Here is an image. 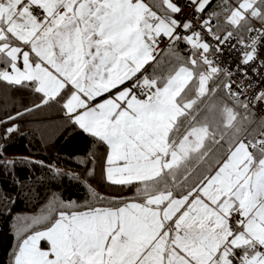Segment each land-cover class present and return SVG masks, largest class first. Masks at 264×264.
Listing matches in <instances>:
<instances>
[{
    "label": "snow or ice",
    "instance_id": "1",
    "mask_svg": "<svg viewBox=\"0 0 264 264\" xmlns=\"http://www.w3.org/2000/svg\"><path fill=\"white\" fill-rule=\"evenodd\" d=\"M215 3L0 0V87L12 93V109H0V183L6 177L14 188L23 187L17 173L29 166L53 170L30 154L10 152V141L28 135L21 123L26 116L56 104L66 128L102 152L98 157L90 150L79 161L87 175L100 158L103 181L120 190L106 197L89 186L93 203L83 206L54 196L32 216L14 215L3 205L0 215L7 214L14 241L7 264H264V173L252 179L245 174L247 183L228 186L230 192L219 198L202 195L203 185L183 203L170 198L157 204L147 188L139 192L153 179L144 173L156 163L144 152L148 138L140 122L161 110V99L146 93L151 85L132 65L145 56L155 63L181 42L191 53L189 41L199 38L205 45L216 41V49H200L206 54L220 55L226 44L239 48L242 78L264 76V44L257 43L264 42V27L248 30V36H216L217 20L209 14ZM251 11L253 18L264 15V0H256ZM164 25L170 35L160 31ZM162 41L165 49L157 52ZM121 69L126 75L114 83ZM253 99L264 105L259 85ZM254 146L264 149V136ZM0 201L15 203L6 195Z\"/></svg>",
    "mask_w": 264,
    "mask_h": 264
},
{
    "label": "trees",
    "instance_id": "2",
    "mask_svg": "<svg viewBox=\"0 0 264 264\" xmlns=\"http://www.w3.org/2000/svg\"><path fill=\"white\" fill-rule=\"evenodd\" d=\"M224 3V0H216L213 8L209 10V14L217 20L218 31H229L239 35V33L248 30L246 28L253 26L254 21L249 16L245 17V21L239 25L235 27L228 26L227 28L226 17L231 13L233 5ZM218 8H225L222 12L227 14L225 18L219 14ZM259 21L263 22L261 17ZM189 45L191 46L190 43ZM191 48L190 53L183 42L176 44L167 51L168 53H164L157 62L147 63L139 74L165 76L172 69L189 62L190 56L194 53L192 46ZM172 51H176L174 55H179H169ZM210 65L206 66L210 71H213L215 67ZM196 73H199L198 68H196ZM225 88V76L216 73L212 81L209 82L208 92L203 97V101L191 109L185 107V100L191 93L186 89L184 90L179 98L184 112L180 114L171 129L169 136L171 146L176 147L179 145L193 127L202 123L212 111L217 112L218 108L224 105L223 103L226 102L225 96L228 95H226ZM11 94L10 89L0 87V109L9 111L12 109L11 103L8 102ZM16 95L30 99L26 93H16ZM227 97L231 99L229 96ZM62 115L59 106L52 104L26 116L21 121L24 125L23 132L28 133V135L26 137H13L10 141L12 144L10 152L30 154L34 159L43 160L46 164L51 165L53 170L49 171L48 168L40 167L33 169L29 166V169L18 172L17 175L23 182V187L17 185L14 188L11 180L5 177L3 182L0 183V195L10 196L15 203L0 201V213L4 212L3 205L6 204L14 215L32 216L38 214L54 196L62 198L65 202L71 199L81 206L93 203L91 194L88 191L89 186L106 197L119 194L120 190L118 188L109 186L102 179V159L98 158L94 164L89 165V168H94L95 172L92 176L87 175L84 165L80 164L79 161L84 158L85 153L90 150L97 151V149L91 144L90 138L77 135L67 129ZM245 121H249V124H246ZM263 123V120L258 118L255 113L254 119L244 117L240 125L238 123L233 125L224 124L225 127L214 125L216 128H210L211 137L208 141L212 145L208 150H205L206 152L200 150L185 157L176 166L163 170L157 177L151 179L147 185H141L139 192L144 194L145 188H147V191L152 195L167 190L174 196H180L194 190L221 166L230 149L239 140H246L252 153L256 156L258 149L253 143L257 140ZM213 132L215 133L214 136L212 135ZM97 156L101 157L102 152L97 151ZM56 170H59V175L56 174ZM73 174L79 175L80 180L71 179ZM173 176L178 178V182H173ZM124 191L126 192L127 189ZM8 225L7 214L0 215V264H7L11 245L14 243L9 239Z\"/></svg>",
    "mask_w": 264,
    "mask_h": 264
},
{
    "label": "rangeland",
    "instance_id": "3",
    "mask_svg": "<svg viewBox=\"0 0 264 264\" xmlns=\"http://www.w3.org/2000/svg\"><path fill=\"white\" fill-rule=\"evenodd\" d=\"M233 1L224 0L225 3H231L233 5V9L228 16L227 14L222 13L225 8L217 9L223 18L227 16V28L228 26L235 27L244 22L246 19L245 17H249L253 4L256 3V0ZM138 13L142 14V12ZM261 19L264 22V15L261 16ZM249 28L246 29L249 30ZM166 29L167 34L170 35L171 29H169L167 25L162 26L160 31H165ZM248 30L239 33V36H245L248 33ZM191 46L194 49V53L190 56L188 63L172 69L165 76H142V79L146 77L147 82L150 85H153L157 90L152 97L159 95L161 99V110L150 113L147 120L140 122L142 134L148 138L146 141H142L144 152L156 162L144 173V175H151L153 178L157 177L163 170L176 166L177 163L183 159L184 155L185 157H188L200 150L203 152L208 150L212 145L211 143H208L209 137H211L210 128H216L214 125L223 127H225L224 124L233 125L238 123V125H240L244 120V117L254 119L255 113L249 105L244 102H233L227 97L228 95L225 88L227 96H225L226 102L223 103L224 105H221L217 112L212 111L202 123L193 127L176 148H173V146L170 145L169 136L171 129L178 120L180 114L184 112L179 100L184 90L186 89L191 93L185 100V107L191 109L196 106V104L203 101V97L207 95L208 92L209 82L212 81L216 73L224 75L227 81L225 73L220 69L216 72L208 69L206 65L211 64V60L209 59V56H202V52L199 50L198 45H194L193 42ZM167 51L164 53H168ZM172 52L169 55H179H174L176 51ZM150 60L151 58L149 56H145L136 64L132 65V68L138 73L147 63H149ZM210 66H212V64ZM196 68L199 70L198 74L196 73ZM121 72H124L126 75L127 70L121 69V71L114 77V83H119L121 80L118 76ZM141 102L148 103L147 100ZM245 122L246 124H249V121ZM212 135L214 136L215 133L213 132ZM255 147L257 148V146ZM257 154L258 157H256V162L254 164L252 163L253 158H251L252 153L249 143L246 140H239L231 148L230 155L226 162L223 163L222 167L209 176L205 181L201 182L200 185L190 191L189 194L186 193L176 198H179L180 203H183L185 197L195 193L197 189H201V186L205 184L206 181L207 185L202 188V195H204L205 192H209L210 197L215 198H219L216 194L217 192H219L220 195H227L230 192L231 187H235L236 183L240 180L247 183L248 179H252L257 175L264 173V152L261 153L258 149ZM249 169H251V171H249ZM245 174L248 179H245ZM166 195L165 192H158L151 195L150 198L153 202L162 204L168 200ZM173 202H175V199H173Z\"/></svg>",
    "mask_w": 264,
    "mask_h": 264
},
{
    "label": "built area",
    "instance_id": "4",
    "mask_svg": "<svg viewBox=\"0 0 264 264\" xmlns=\"http://www.w3.org/2000/svg\"><path fill=\"white\" fill-rule=\"evenodd\" d=\"M186 11L189 14H191V9H188ZM249 16L254 21V24L250 29L264 27V22L259 21L261 15L258 18H253V12L250 11ZM198 23H199L198 20L194 21V26ZM214 27H215L214 35L216 36L223 37L227 33H230L229 31H218L217 24ZM235 36H239V35L235 33ZM246 36H248V33ZM193 42L194 45L196 44L199 46V50L205 47H209L211 49L217 48V44L215 40H212L209 45H205L203 43V40L199 38L189 41L190 44H193ZM236 43H239V41H237ZM257 43L264 44V42H260V41H257ZM172 47L173 46H169L165 49V42L162 41L160 45L156 48V51L159 52L161 49H165V51H167ZM239 51H240L239 48H236V50L233 51L232 48H230L226 44L224 52L221 53L220 55H217L216 51H209L207 52V54L203 51L201 52L203 57L209 56V59L211 60L210 62L214 67H217L218 69H220L225 73L227 77L226 91L228 96L234 101H241L247 103L249 107L257 114L258 118L262 119L264 122V105L256 104L255 100L253 99L257 91V85H259L262 89H264V76H261L259 80H251L248 77L242 78V76L239 73H242L244 69L237 68V57ZM145 91L146 93H149L152 96L154 93H156V88L153 85H151V87L146 88ZM261 136H264V123L257 139ZM260 150L264 151V149H260Z\"/></svg>",
    "mask_w": 264,
    "mask_h": 264
},
{
    "label": "crops",
    "instance_id": "5",
    "mask_svg": "<svg viewBox=\"0 0 264 264\" xmlns=\"http://www.w3.org/2000/svg\"><path fill=\"white\" fill-rule=\"evenodd\" d=\"M137 11L140 12V10H137ZM142 16H143V13H142V14H139V18H142ZM141 70H142V69H141ZM141 70H140V71H141ZM140 71H139V72H140ZM139 72H138V73H139ZM118 76L120 77V79H122V78L125 76V73H124V72H121ZM156 92H157V90H156ZM244 103H245V102H244ZM173 148H176V147H173ZM230 150H231V149H230ZM250 150H251V149H250ZM259 151H260L261 153L264 152V151H262V150H260V149H259ZM251 153H252V151H251ZM229 155H230V151H229V153L227 154L226 159H225L224 162H226V160L228 159ZM256 157H258V154H257L256 156H254V154L252 153V157H251V158H253V162H252V163H254V164H255V162H256ZM184 158H185V155L183 156V159H184ZM183 159H182V160H183ZM182 160H180L178 163H180ZM224 162H223V163H224ZM178 163H177V164H178ZM223 163L221 164L220 167H222ZM220 167H219V168H220ZM219 168H218V169H219ZM218 169H217V170H218ZM217 170H216V171H217ZM216 171H215V172H216ZM215 172H214V173H215ZM214 173H213V174H214ZM211 175H212V174H211ZM211 175H210V176H211ZM154 178H155V177H154ZM206 185H207V181H206L205 184H203V187L206 186ZM162 192H165V193L167 194V195H166V198H167L168 200H169L170 198L173 200V199H176V197H180V196H182V195H180V196H174L170 191H167V190H166V191H162ZM189 193H190V192H188V194H189ZM216 194H217L218 196L220 195L219 192H217ZM204 196L209 197V198H212V197H210L209 192H205V193H204ZM137 207H138V210H139V206H137Z\"/></svg>",
    "mask_w": 264,
    "mask_h": 264
},
{
    "label": "water",
    "instance_id": "6",
    "mask_svg": "<svg viewBox=\"0 0 264 264\" xmlns=\"http://www.w3.org/2000/svg\"><path fill=\"white\" fill-rule=\"evenodd\" d=\"M213 71H215V72L218 71V68L213 69Z\"/></svg>",
    "mask_w": 264,
    "mask_h": 264
}]
</instances>
